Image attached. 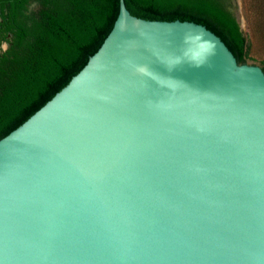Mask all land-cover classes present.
<instances>
[{
  "label": "water",
  "instance_id": "water-1",
  "mask_svg": "<svg viewBox=\"0 0 264 264\" xmlns=\"http://www.w3.org/2000/svg\"><path fill=\"white\" fill-rule=\"evenodd\" d=\"M0 264H264L263 68L120 0L87 64L0 139Z\"/></svg>",
  "mask_w": 264,
  "mask_h": 264
},
{
  "label": "trees",
  "instance_id": "trees-1",
  "mask_svg": "<svg viewBox=\"0 0 264 264\" xmlns=\"http://www.w3.org/2000/svg\"><path fill=\"white\" fill-rule=\"evenodd\" d=\"M9 1L14 39L11 50L0 59V139L87 64L112 30L120 9V0H33L32 7L19 16V0ZM125 1L130 12L141 18L203 24L222 38L239 63L257 60L253 37L241 29L229 0ZM244 8L252 22L256 3L244 0ZM260 63L264 70V58Z\"/></svg>",
  "mask_w": 264,
  "mask_h": 264
},
{
  "label": "flooded vegetation",
  "instance_id": "flooded-vegetation-1",
  "mask_svg": "<svg viewBox=\"0 0 264 264\" xmlns=\"http://www.w3.org/2000/svg\"><path fill=\"white\" fill-rule=\"evenodd\" d=\"M19 16H22L25 8H31L33 0H19ZM229 9L233 12L238 9L237 0H229ZM11 2L9 0H0V59L4 58L5 55L13 47V32L10 28L11 20ZM9 22V23H8Z\"/></svg>",
  "mask_w": 264,
  "mask_h": 264
},
{
  "label": "rangeland",
  "instance_id": "rangeland-1",
  "mask_svg": "<svg viewBox=\"0 0 264 264\" xmlns=\"http://www.w3.org/2000/svg\"><path fill=\"white\" fill-rule=\"evenodd\" d=\"M241 3V8L244 17V31L250 32V35L254 40V55L257 57V60H248L249 64L260 65V59L264 58V0H250V3H256L257 8L254 10V14L252 15V22L247 19L244 8V0H239ZM251 24V27L249 26ZM262 67V66H261Z\"/></svg>",
  "mask_w": 264,
  "mask_h": 264
}]
</instances>
